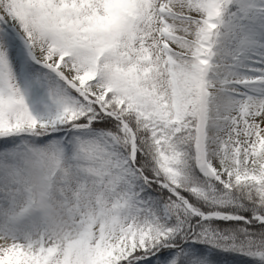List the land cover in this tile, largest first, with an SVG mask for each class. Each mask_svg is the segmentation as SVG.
<instances>
[{"label":"snow or ice","instance_id":"obj_1","mask_svg":"<svg viewBox=\"0 0 264 264\" xmlns=\"http://www.w3.org/2000/svg\"><path fill=\"white\" fill-rule=\"evenodd\" d=\"M0 264H264V0H0Z\"/></svg>","mask_w":264,"mask_h":264}]
</instances>
